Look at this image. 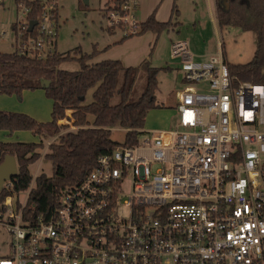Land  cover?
Wrapping results in <instances>:
<instances>
[{
	"label": "built area",
	"instance_id": "built-area-1",
	"mask_svg": "<svg viewBox=\"0 0 264 264\" xmlns=\"http://www.w3.org/2000/svg\"><path fill=\"white\" fill-rule=\"evenodd\" d=\"M15 3L25 17L12 26L15 50L54 55L61 0ZM138 6L105 0L108 28L137 36ZM171 56L190 85L176 127L100 157L48 220L26 217L7 181L11 253L0 264H264V83L236 84L221 42L199 59L177 40Z\"/></svg>",
	"mask_w": 264,
	"mask_h": 264
},
{
	"label": "trees",
	"instance_id": "trees-1",
	"mask_svg": "<svg viewBox=\"0 0 264 264\" xmlns=\"http://www.w3.org/2000/svg\"><path fill=\"white\" fill-rule=\"evenodd\" d=\"M173 16L178 17L175 4ZM60 15V14H59ZM217 16L222 28L237 26L256 35V50L252 60L246 64L229 65L236 84L250 82L264 83V0H228V6L217 3ZM173 19L157 21L154 14L141 22L137 36L153 32L157 36L169 31L175 25ZM135 37V36H132ZM124 37L119 43L128 38ZM153 51V48H152ZM73 52V53H72ZM98 51L83 52L80 48L39 59L36 57L0 52V93L22 97L24 91L43 89L53 101L52 119L40 122L25 113L0 109V131L15 133L31 132L39 137L38 142L0 141V164L7 155L16 158L18 175L13 179L14 191L18 194L30 189L25 216L35 219L43 216L52 218L65 192L83 182L95 168L100 157L111 154L119 146L134 147L143 140L142 135L148 114L154 109L164 108L157 102L159 71L168 68L152 67L144 59L136 67H126L120 60H102L89 63ZM151 57V54L150 56ZM77 61L76 71L63 69L64 62ZM147 73V85L142 95L135 96L134 88L140 74ZM48 82L46 85L44 82ZM90 90L93 101L86 103ZM72 111L71 126L60 124L66 112ZM90 117H93L91 120ZM126 130L124 143L112 139V129ZM56 138L46 148L45 140ZM43 157L52 162L51 177L45 174L33 176L30 167ZM34 181V182H33ZM9 195L6 189L0 193V205Z\"/></svg>",
	"mask_w": 264,
	"mask_h": 264
},
{
	"label": "rangeland",
	"instance_id": "rangeland-1",
	"mask_svg": "<svg viewBox=\"0 0 264 264\" xmlns=\"http://www.w3.org/2000/svg\"><path fill=\"white\" fill-rule=\"evenodd\" d=\"M162 1L158 6V16H164L169 19L174 0H159ZM105 0H90L89 5H85L82 0H61L60 17H59V35L57 51L60 54H66L80 48L83 52H92L95 47H103L109 41L118 39L123 32L119 28H108V21L104 11ZM176 4L180 10L177 20L180 24L174 26V29L162 31L152 35H145L143 39L158 40L153 45L154 51L151 52V57L148 56L152 67L168 68L160 70L158 78V90L156 91L157 102L162 105V109L152 110L147 117L145 128L146 131L142 135V140L152 134L154 131L162 129L174 128L178 122L177 105H175L182 93L189 88V84L185 81V75L179 68L172 67L178 65L179 60L173 59L171 56V44L177 40H187L196 45L199 51H215L219 52V42L225 61L229 65L246 64L250 62L256 50V35L251 31H244L237 26L222 28L219 24L215 27L205 7L208 6L204 0H176ZM166 13V14H164ZM174 17V16H173ZM22 11L17 9L15 0H4L0 3V52L12 53L15 50L13 45L14 32L12 26L18 20L24 19ZM139 21L141 18H139ZM142 20V19H141ZM175 21V17H174ZM141 22V21H140ZM2 31H6L3 34ZM154 40L152 42H154ZM208 49V50H207ZM73 53V52H72ZM71 62V63H69ZM66 63V62H65ZM63 63V69H79L80 65L77 61H68L69 64ZM147 85V73L143 71L134 88L135 96H140L144 92ZM93 91L90 90L86 103L93 101ZM34 92H29V94ZM1 94V93H0ZM2 96H9L1 94ZM23 92L21 99H24ZM13 96V95H12ZM28 96V95H27ZM18 98V97H17ZM33 97H28L26 100L32 101ZM23 102V101H22ZM26 102L27 105L29 103ZM24 104V105H26ZM3 110L2 108H0ZM53 109V106H52ZM7 111V110H4ZM71 113L66 112V117L60 121V124L71 126L70 130H75L72 127ZM51 116L44 118L41 122L51 121ZM50 118V120H49ZM92 120L93 117H90ZM39 121V120H38ZM126 130L121 127L112 129V139L119 143H124ZM56 138L45 140L46 148L43 150L44 155L48 152V147ZM28 141H33L28 139ZM26 140L19 142H28ZM34 177L45 174L48 177L52 176V162L43 157L40 161L32 164L30 167ZM34 182V181H33ZM34 185V183H32ZM28 191L19 194L20 204L26 203L28 209L32 206L28 203ZM11 253V235L7 228L0 226V259L9 256Z\"/></svg>",
	"mask_w": 264,
	"mask_h": 264
},
{
	"label": "crops",
	"instance_id": "crops-1",
	"mask_svg": "<svg viewBox=\"0 0 264 264\" xmlns=\"http://www.w3.org/2000/svg\"><path fill=\"white\" fill-rule=\"evenodd\" d=\"M204 1H206L208 4V6L205 7V11L208 14L209 20H211V23H213V26L215 27L217 24H219L218 16H217V3L219 0H204ZM193 2H195V0H193ZM161 3L162 1L160 2L159 0H138L139 6L137 10V16L142 19V20L140 19V21L141 22L146 21L153 14L156 20L160 22H167L173 19L172 12H173V7L176 4V0L173 1L171 15L169 19L167 20L165 19L164 16H158L159 13L157 14L158 8H159L158 6H160ZM179 13H180V10H179ZM174 22H175L174 26H176L177 24H180V22L177 20L176 17H175ZM174 26L171 28V30L174 29ZM149 33H151L152 35L155 34L153 32H148V33H145L144 35L128 38L121 43H119V41H121L124 38L123 35H121L118 39H114L113 37V41H109L103 47L97 46L94 48V50L96 49L98 53L92 60L89 61V63H95V62H100L102 60L110 59V60H120L123 62V64L126 67H136L144 59L148 58V56L152 52L153 45L156 44L158 41V40H154L153 37H151V39H143V37ZM153 40L154 42H152ZM57 45H58V40H57ZM57 45H56V49H57ZM190 45L193 51L195 52V54L199 57V59H208L209 56L218 53L215 51H207V52L199 51L196 45L194 47L192 46V43H190ZM154 48H153V51H154ZM69 63L66 62L65 64H69ZM174 66L176 67V69L180 68V64L173 65L172 67ZM69 70L76 71L78 69L72 68ZM29 92H34V93L29 94ZM24 93H25L24 99L17 98L16 95L2 96L0 94V108H2L3 110H7V111L28 114L31 117L35 118L36 120H39L40 122L41 120H46L44 118H47V116H51L53 101L46 96L45 91L43 89H38L36 91H24ZM31 96L33 97L32 99L35 103H33L32 101H29L30 102L29 103L26 100L28 97H31ZM180 99L181 97L178 99L175 105H178ZM26 102H28L29 105H27ZM68 112L72 114V111H68ZM162 130H165V129H162ZM28 139L33 140L35 142H38L40 140L39 137L34 136L31 132H28V131L15 132L12 134L5 132V131H0V141H3V142H19L23 140L28 141ZM33 141H28V142H33Z\"/></svg>",
	"mask_w": 264,
	"mask_h": 264
},
{
	"label": "water",
	"instance_id": "water-1",
	"mask_svg": "<svg viewBox=\"0 0 264 264\" xmlns=\"http://www.w3.org/2000/svg\"><path fill=\"white\" fill-rule=\"evenodd\" d=\"M85 5H89L90 0H82ZM223 5L228 6V0H219ZM36 25V22H31L30 30ZM46 85L48 82H44ZM18 175V165L16 158L12 155H7L2 164H0V193L4 188V184L7 181L15 179Z\"/></svg>",
	"mask_w": 264,
	"mask_h": 264
}]
</instances>
